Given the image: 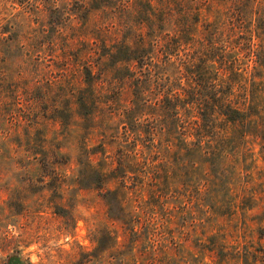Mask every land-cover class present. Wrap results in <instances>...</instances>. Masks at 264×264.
I'll return each mask as SVG.
<instances>
[{"label":"rangeland","instance_id":"374dc122","mask_svg":"<svg viewBox=\"0 0 264 264\" xmlns=\"http://www.w3.org/2000/svg\"><path fill=\"white\" fill-rule=\"evenodd\" d=\"M10 1L0 5V264H240L244 251L264 264V65L238 52L257 115L248 130L214 134L213 166L199 163L178 132L165 133L160 109L146 117L155 121L145 129L158 130L153 141L145 134L123 149L103 134L109 113L100 105L93 122L78 116L68 96L78 75H62V52L43 43L51 35L38 34L40 18L15 29ZM83 151L104 168L103 186L91 173L80 180ZM107 189L132 223L109 216ZM212 241L225 247L222 261L201 248Z\"/></svg>","mask_w":264,"mask_h":264},{"label":"trees","instance_id":"16d2710c","mask_svg":"<svg viewBox=\"0 0 264 264\" xmlns=\"http://www.w3.org/2000/svg\"><path fill=\"white\" fill-rule=\"evenodd\" d=\"M3 2L8 0H0V5ZM10 2V9L15 10L11 20L18 17L13 21L15 29L20 24L29 26L31 16L40 18L38 34L51 35V40L43 43L52 49L58 46L62 52L56 55L62 75L67 68L78 75L68 92L78 116L85 123L93 122L99 116L94 109L100 105L99 111L109 113L108 123L99 121L103 134L112 133L113 142L123 149L131 147L123 141L134 147L141 145L145 134L153 141L158 130L154 125L145 129L146 123L155 121L146 117L160 109L165 114L160 124L165 133L178 132L183 144L196 150L199 163L211 167L215 163L210 146L217 140L214 134L227 125L248 130L255 124L250 117L257 115L251 111L253 105L256 107V96H247L246 69L239 66L243 60L238 52L247 50L249 60L264 65V0ZM125 94L129 98L123 99ZM151 98L157 102L151 103ZM119 127L124 135H119ZM87 155L81 153L83 163L79 158L80 180L92 174L95 187H101L104 168L95 169ZM124 159L120 167L127 172L121 164ZM110 200L115 202L113 207ZM105 201L113 220L134 221L127 218L124 201L116 190L107 189ZM106 236L104 240L111 235ZM209 244L201 248L222 261L225 247L213 241ZM112 245L110 241L106 248ZM237 260L240 264H261L247 251L238 252Z\"/></svg>","mask_w":264,"mask_h":264}]
</instances>
